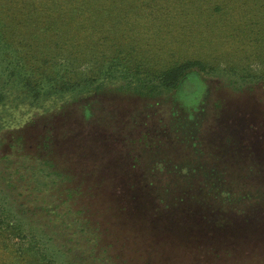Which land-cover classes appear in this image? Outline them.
<instances>
[{"label": "rangeland", "instance_id": "1", "mask_svg": "<svg viewBox=\"0 0 264 264\" xmlns=\"http://www.w3.org/2000/svg\"><path fill=\"white\" fill-rule=\"evenodd\" d=\"M150 17L135 26L160 24ZM183 36L166 27L126 33L122 44L135 46L130 57L137 61L147 58L164 65L176 53L188 57L211 48H202L208 38L197 43ZM214 41L217 56L226 45L218 47L223 39ZM218 58L220 65L203 73L201 94L194 100L171 89L141 96L121 90L119 83L94 99L96 110L86 122L81 114L87 102L81 96L80 102L66 103L65 113L17 100L0 108L8 129H27L34 140L52 126L64 136L72 125V136L80 140L65 142L55 154L69 163L78 180L86 164H77L75 155L92 144L96 180L86 187L101 183L94 209L103 227L118 236L110 264H264V64L252 56L249 66L238 61L234 72L225 57ZM144 68L139 73H148ZM118 177L138 183L137 191L125 185L122 193L108 191ZM79 204L75 200L77 209ZM192 235L197 239L187 240ZM79 243L74 237L72 244Z\"/></svg>", "mask_w": 264, "mask_h": 264}, {"label": "trees", "instance_id": "2", "mask_svg": "<svg viewBox=\"0 0 264 264\" xmlns=\"http://www.w3.org/2000/svg\"><path fill=\"white\" fill-rule=\"evenodd\" d=\"M147 17L161 25L135 26ZM163 24L197 43L208 38L202 48H211L188 57L176 53L166 65L130 57L135 46L125 47L124 35L164 30ZM215 39L225 41L218 44L226 49L217 48V56L225 57L234 72L238 61L249 66L252 56L264 64V0H0V108L17 100L65 113L66 103L80 102L81 96L87 102L81 114L86 122L96 110L94 99L119 83L121 90L141 96L171 89L194 100L201 94L203 73L221 63ZM144 67L148 73H139ZM6 123L0 119V264H110L118 236L103 227L94 209L101 183L86 187L96 180L92 144L75 155L77 164H86L78 180L55 154L65 142L80 140L72 136V125L64 136L52 126L34 140L27 129H8ZM129 182L118 177L108 191L122 193L125 185L136 192L138 183ZM75 200H80L78 209ZM171 236L177 237L173 229ZM74 237L79 244H72Z\"/></svg>", "mask_w": 264, "mask_h": 264}]
</instances>
